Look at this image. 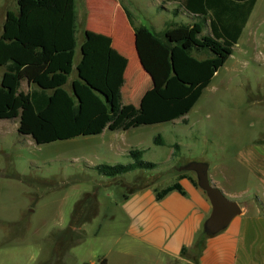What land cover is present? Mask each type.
Masks as SVG:
<instances>
[{
  "label": "rangeland",
  "instance_id": "374dc122",
  "mask_svg": "<svg viewBox=\"0 0 264 264\" xmlns=\"http://www.w3.org/2000/svg\"><path fill=\"white\" fill-rule=\"evenodd\" d=\"M16 1L0 0V36L3 4L16 12ZM114 1L129 11L136 25L154 33L167 21H186L163 11H181L176 3ZM86 29L77 25L79 41L88 38ZM208 32L205 21L202 34ZM8 46L16 45L0 39L1 60L15 56L4 50ZM2 71L0 64V78ZM122 81L105 87L114 94V109L117 94L122 107ZM159 103L145 124L136 109V121L127 131L126 124L92 128L98 129L97 135L84 126L61 127L60 138L43 145L18 134L17 119L0 120V264H196L195 246L174 259L132 240L124 194L148 184L161 190L181 176L196 180L193 172L178 170L189 162L206 163L208 174L221 179L231 173L235 155L264 150V0H256L232 55L209 81L182 101ZM65 133L71 135L62 137ZM157 135L162 144L153 142ZM131 150L143 151L142 160L152 166L114 178L95 171L101 164L131 163ZM222 181L228 188V177Z\"/></svg>",
  "mask_w": 264,
  "mask_h": 264
},
{
  "label": "crops",
  "instance_id": "0c3cea01",
  "mask_svg": "<svg viewBox=\"0 0 264 264\" xmlns=\"http://www.w3.org/2000/svg\"><path fill=\"white\" fill-rule=\"evenodd\" d=\"M113 1L71 0L50 4L47 8L59 6L62 9V15L52 23L50 31L44 20L38 21L31 14L30 23L37 28L36 37L51 45L52 56L39 51L23 54L16 46L12 48L15 56L9 57L20 56L23 62L21 91L35 88L46 90L48 94L56 93L57 119L59 113H68L73 106L77 107L75 116H67L56 125L84 126L97 135L98 129L92 128L118 126L124 118L130 117L131 122L123 129L127 131L136 121V109L142 111L144 122L141 123L145 124L158 110L153 107H158L159 101H168L160 99L155 89L160 79L169 76L168 54L152 39V29L145 27V31H135L134 27L139 24L136 25L131 16V25L123 5ZM3 8L4 16L11 11L6 4ZM46 13L44 8L37 14L45 18ZM77 20L81 23L75 25ZM77 25H85L89 31L87 39L78 40L81 30L77 32ZM7 51H11L10 48ZM119 79L123 80L122 107L116 117L108 121L106 103L113 108L115 100L114 94H109L105 87L118 86ZM136 123L139 124V120ZM232 159L231 173L223 177L221 173V179L212 178L210 174L208 177L211 185L238 203L241 212L224 229L205 237L196 264H264V150L252 149ZM224 177H228V188L223 185ZM177 182L183 194L171 191L157 200L154 188L148 186L135 190L123 201L130 219L131 239L174 259L194 248L211 212L204 191L194 186L188 177Z\"/></svg>",
  "mask_w": 264,
  "mask_h": 264
},
{
  "label": "trees",
  "instance_id": "16d2710c",
  "mask_svg": "<svg viewBox=\"0 0 264 264\" xmlns=\"http://www.w3.org/2000/svg\"><path fill=\"white\" fill-rule=\"evenodd\" d=\"M68 3L71 0H17V11L7 12L2 25L0 39L6 43H14L19 49L27 52L40 51L42 54L52 56L54 51L50 44L36 37L37 28L30 23L31 14L38 21H43L47 29L52 28L61 15L62 9L49 7L50 4ZM179 5L181 11L172 8L163 9L171 17L183 20L167 21L160 32H151L152 39L168 54L170 66L169 76L160 79L155 84L157 95L162 100L182 101L188 98L192 92L201 84L211 79L214 73L232 55L233 47L237 43L242 29L256 3V0H163ZM47 9L45 18L38 17V12ZM129 23L132 25L131 15L124 9ZM208 21L209 32L202 34L203 22ZM44 26V24H43ZM135 31H145V27H134ZM15 46L5 47L14 52ZM7 49V50H8ZM3 51L0 48V52ZM28 53V54H29ZM204 56V57H199ZM20 58V60H19ZM21 57H7L0 59L4 68L0 79V120L17 119V133L21 136L30 137L36 145L49 144L58 138L57 131L61 127L56 125L62 119L72 114L75 116L77 107L73 106L70 112L59 113L56 118L55 105L58 99L56 93L48 95L45 90L33 89L28 92L20 90L22 77ZM59 92V91H57ZM118 106L113 111L106 103L108 121H112L119 113L120 96L116 95ZM130 117L124 118L119 126H124ZM60 135V134H59ZM71 135L62 134V137ZM162 144V138L157 135L153 141ZM143 151L131 150L128 156L131 163L122 165H97L95 171L104 177L114 178L116 176L132 172L136 169H149L152 164L142 160ZM181 178H186L181 176ZM190 182L197 186L196 180L188 177ZM150 186V184L139 189ZM138 190V189H137ZM171 191L183 194V189L176 181L161 190H154L157 200ZM134 191H128L124 197ZM205 233L202 232L195 244L198 252L203 247ZM183 254V252H182Z\"/></svg>",
  "mask_w": 264,
  "mask_h": 264
},
{
  "label": "water",
  "instance_id": "95a60500",
  "mask_svg": "<svg viewBox=\"0 0 264 264\" xmlns=\"http://www.w3.org/2000/svg\"><path fill=\"white\" fill-rule=\"evenodd\" d=\"M178 170L193 172L197 186L205 192L210 202L211 212L203 225L206 236H212L224 229L236 215L240 214L238 203L227 198L218 188L210 184L206 163L189 162L180 166Z\"/></svg>",
  "mask_w": 264,
  "mask_h": 264
}]
</instances>
